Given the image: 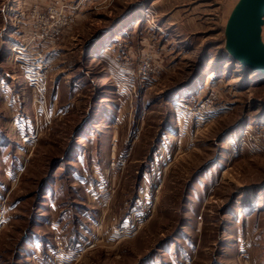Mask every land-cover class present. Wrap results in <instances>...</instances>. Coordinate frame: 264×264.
Here are the masks:
<instances>
[{
	"label": "rangeland",
	"instance_id": "obj_1",
	"mask_svg": "<svg viewBox=\"0 0 264 264\" xmlns=\"http://www.w3.org/2000/svg\"><path fill=\"white\" fill-rule=\"evenodd\" d=\"M238 1L0 0V264H264Z\"/></svg>",
	"mask_w": 264,
	"mask_h": 264
},
{
	"label": "water",
	"instance_id": "obj_2",
	"mask_svg": "<svg viewBox=\"0 0 264 264\" xmlns=\"http://www.w3.org/2000/svg\"><path fill=\"white\" fill-rule=\"evenodd\" d=\"M264 0H239L226 28V51L243 67L264 74Z\"/></svg>",
	"mask_w": 264,
	"mask_h": 264
},
{
	"label": "built area",
	"instance_id": "obj_3",
	"mask_svg": "<svg viewBox=\"0 0 264 264\" xmlns=\"http://www.w3.org/2000/svg\"><path fill=\"white\" fill-rule=\"evenodd\" d=\"M141 73H142V72H141ZM149 73H150L149 69H146V68H145V69L143 70V73H142V74H143V77H147V76L149 75ZM39 93L41 94V91H39Z\"/></svg>",
	"mask_w": 264,
	"mask_h": 264
},
{
	"label": "bare ground",
	"instance_id": "obj_4",
	"mask_svg": "<svg viewBox=\"0 0 264 264\" xmlns=\"http://www.w3.org/2000/svg\"><path fill=\"white\" fill-rule=\"evenodd\" d=\"M15 50H16V49H15ZM20 50H21V48L18 47V51H16V52H17V53H20V52H21ZM230 57H231L230 59L234 60L232 56H230ZM234 61H235V60H234ZM241 66H242V65H241ZM244 68H245V67H244ZM252 72H254V71H252ZM254 73H256V72H254ZM263 75H264V74H263ZM27 79H28V78H27Z\"/></svg>",
	"mask_w": 264,
	"mask_h": 264
}]
</instances>
